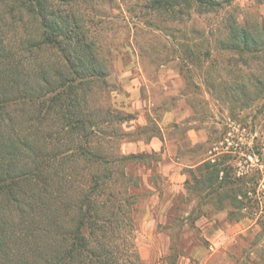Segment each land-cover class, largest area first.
<instances>
[{"label": "trees", "instance_id": "trees-1", "mask_svg": "<svg viewBox=\"0 0 264 264\" xmlns=\"http://www.w3.org/2000/svg\"><path fill=\"white\" fill-rule=\"evenodd\" d=\"M90 2L0 0V264H142L131 234L140 184L128 167L145 154L115 149L135 139L121 129L134 117L99 104L108 74L84 16ZM232 2L149 0L145 8L183 20ZM223 29L222 51L264 52V27L229 15ZM230 159L205 161L192 184L238 221L257 212L261 175L234 173Z\"/></svg>", "mask_w": 264, "mask_h": 264}, {"label": "rangeland", "instance_id": "rangeland-1", "mask_svg": "<svg viewBox=\"0 0 264 264\" xmlns=\"http://www.w3.org/2000/svg\"><path fill=\"white\" fill-rule=\"evenodd\" d=\"M148 2L91 0L84 10L107 65L99 104L134 117L121 129L135 139L115 149L145 154L128 167L140 184L132 244L142 264H264V52L239 56L217 43L229 15L264 27V0L183 20ZM219 154L236 174L260 172L256 213L229 219L194 191L197 168Z\"/></svg>", "mask_w": 264, "mask_h": 264}]
</instances>
